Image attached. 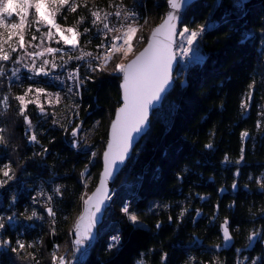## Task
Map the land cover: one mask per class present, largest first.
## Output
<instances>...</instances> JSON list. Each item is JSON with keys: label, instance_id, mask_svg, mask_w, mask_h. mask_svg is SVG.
<instances>
[{"label": "trees", "instance_id": "16d2710c", "mask_svg": "<svg viewBox=\"0 0 264 264\" xmlns=\"http://www.w3.org/2000/svg\"><path fill=\"white\" fill-rule=\"evenodd\" d=\"M166 1L75 0L76 12L62 10L57 22L76 26L81 33L89 28L80 36V44L95 51L103 36L101 22L92 24V11L102 17L123 5L147 14L156 24L165 13ZM82 16L84 22L77 25ZM185 26L203 28L198 45L201 57L183 66L174 89L154 112L149 132L120 174L124 182L117 188L116 181L113 198L98 220L99 236L79 264H264V0H199L182 29ZM26 31L27 40H32L33 24ZM36 32L44 39L46 28ZM8 52L10 59L0 61L4 69L0 128L5 129L0 133L5 140L0 143V168L10 164L12 179L0 172V181H7L0 187V222L5 225L0 237L11 244L2 245L0 264H36L37 260L52 264L54 251L58 257L70 253L84 200L101 171L100 154L91 163L90 148L77 147L72 130L98 122L93 141L105 145L121 105L122 74L113 71L114 57L104 70L86 76L90 79L84 78L82 94L70 97L78 105L73 119L58 109L42 114L32 105L21 115L15 97L24 95L29 83H18L13 75L18 68L13 63L21 52ZM33 134L38 143L30 141ZM189 151L196 153L197 166L190 181L178 188L175 175ZM162 199L166 211L149 218L140 212ZM126 203L140 217L139 225H132L121 212ZM48 207L56 214L54 223ZM33 211L37 216L29 219ZM224 226L234 237L229 250L223 245ZM253 232L260 238L250 251ZM114 235L120 236V242L109 248ZM17 240L26 245L20 254L11 251Z\"/></svg>", "mask_w": 264, "mask_h": 264}, {"label": "snow or ice", "instance_id": "6c2138e0", "mask_svg": "<svg viewBox=\"0 0 264 264\" xmlns=\"http://www.w3.org/2000/svg\"><path fill=\"white\" fill-rule=\"evenodd\" d=\"M167 3L173 10L179 9L181 7L180 0H167ZM86 6L87 5H85V7ZM77 7H79V5L75 2V0H0V29H3L5 32H7V36L4 35V32H0V61H7L10 59L9 52L5 51L3 46L4 44L9 43V41H11L14 36H18L19 38V47H24V32L33 23L47 27L48 30L42 35L48 39L53 38L54 34L52 29L55 28L64 44L71 45L75 50L78 47V37L88 33L90 29L85 27L83 29V33L79 32L76 26L62 29L61 25L57 23L56 17L62 13V10L65 9L71 12H76ZM121 14L122 13L120 11H116L115 13L117 17H120ZM30 15L34 16V19H29ZM107 15L108 14H105V16L101 18L98 11H92L91 16L94 18L92 20V24L95 26L102 22V20H107ZM135 15L136 14L134 12L128 13L124 16V19L127 20L129 18H134ZM14 17L18 18L15 20V22L13 21ZM176 19L177 15L175 12L170 11L167 14L164 23L160 27H157L153 30L147 47L142 52H140L135 59L131 60L129 63L117 62L114 64L113 71L116 73H121L123 76V82L121 84V88L123 90V106L117 110L116 120L113 121L111 126V139L108 143L107 150L104 153L105 170L103 175L106 178L111 176L112 165L117 160L120 162L124 161L132 143V134L140 133L143 130L147 120L149 106L153 101L160 99V94L165 91L166 87L170 83V68L171 62L174 59V55L171 51V45L173 42L172 38L176 35H179L181 38H186L187 45L191 46L203 32V28H200L199 31H197L185 26L182 31L177 33L175 24ZM83 22L84 17L82 16L77 21V25L82 24ZM104 30H107V32H122L121 35L114 36L112 41L109 43V47L112 49L111 54L105 50L103 54L97 56L93 53L81 50L80 55L75 57L70 56L69 59L85 60L86 57H91L92 60L102 59V63L96 67H93L91 62H88V67L92 71H96L97 68L104 70L108 66L109 62L112 61L117 54L122 53V55L126 57L128 53L132 51V41L138 31L136 27L131 24H128L127 26L121 24L119 28H116L110 27L109 24L105 22L103 23V28L99 31L104 32ZM164 30H166L164 40H158V35L164 32ZM37 31H39V28H37ZM65 32L70 33L71 36H66ZM107 32H104V34L107 35ZM32 39H36V36L33 35ZM121 40L123 41L122 44L116 43V41ZM57 43H59V41H57ZM98 47H104L103 41L100 45H98ZM11 50L15 51L16 49L15 47H12ZM46 51L49 53H57L63 52V49L49 47L46 49ZM36 55H42V53H36ZM48 63H50L48 60H44L39 68L34 69L35 73L47 75L48 73L45 71L43 65ZM52 67H57V65L52 63ZM3 74L4 69L0 67V75ZM13 75H15V72ZM69 79L76 81L77 88H79L84 82L79 78L78 69L69 73ZM85 79H90V77H86ZM32 91L33 89L29 88L24 93V95L15 97V99L20 103L21 115H24L25 110L30 103L37 104L42 114L45 112L43 105L38 103L39 96H37L35 99L26 100V97ZM35 91L37 93H43L45 90L43 88H37ZM69 91H71V89H69ZM59 99V94H57V102ZM248 99H251L250 94ZM3 104L5 108H7V97L4 98ZM241 107H247V105L242 104ZM25 121L31 127V121L26 115ZM4 131L5 129L0 128V133H3ZM72 135L74 137L77 135V130L75 128L72 130ZM247 135V132L242 133V137H246ZM29 139L31 142L38 143L37 136L35 134L31 135ZM4 142V136L0 135V143ZM73 146L75 147L76 144L74 143ZM206 147H211V144L206 145ZM95 155L96 154L93 153V156ZM11 171L12 169L10 164H5L3 165V168H0V172H2L3 176L7 177L8 179H12V175H10ZM81 175L84 176L85 173H81ZM6 182V180L0 181V187H2ZM233 187H235V185H233ZM261 187H264V184H262ZM56 193H60L59 188L56 189ZM51 199L52 197L49 196L48 200L51 201ZM106 199H111V197L104 193V183L102 182L96 193H93L92 196H89L84 200L85 213L87 215H81L75 224L74 230L78 234V238L74 241L75 245H80L82 243L83 237L91 233V229L97 220L96 213L101 211V207ZM46 211L49 216L53 217L54 223V218L56 215L55 212L51 207H48ZM121 212L125 214L132 225L136 226L140 224V217L135 211L131 210L129 204L126 203L121 208ZM181 215H183V213H181ZM35 216H37V213L33 211L32 216L29 217V219ZM85 219H87V224L82 228V224ZM0 220H2V218H0ZM8 220L11 222L13 217H8ZM169 220H171V217H169ZM225 223H227V221ZM4 227V223L0 222V229H3ZM156 227L159 229L161 227L160 223H157ZM224 236L226 241L231 239L227 228L224 229ZM256 237L257 233L253 232L249 237V240L252 241ZM111 241L113 243L109 244V248L115 247V245L120 242V236H112ZM0 244L7 247L11 244V241L2 240L0 241ZM16 244L17 247H13L11 249L12 252L20 254L23 250H25V243L17 240ZM27 247L31 248L33 245L29 244ZM56 247L58 248L59 246L57 245ZM28 255L30 258L35 259V256L32 253H29ZM57 261H59L60 264H64V257H58L54 251L52 253V264H57ZM36 264H40L39 260L36 261ZM139 264H143V261L139 262ZM253 264H256V261H253Z\"/></svg>", "mask_w": 264, "mask_h": 264}, {"label": "rangeland", "instance_id": "374dc122", "mask_svg": "<svg viewBox=\"0 0 264 264\" xmlns=\"http://www.w3.org/2000/svg\"><path fill=\"white\" fill-rule=\"evenodd\" d=\"M162 18H161V20H162ZM16 19H18V18H16ZM29 19H34V16L30 15ZM56 20H57V17H56ZM158 23L154 24L152 18H150L147 15L146 21L142 24L141 27L137 28L138 31H137L136 36L134 37V39L132 41V44H133L132 51L129 52L126 57H124L122 55V53L117 54L115 56L117 62L127 63L130 59H132L146 44L147 38H148L151 30ZM33 26L35 28V32H32V37H33V35H35L36 39L27 40V31H25L24 32L25 45L23 48L19 47L18 36H14L12 38V40L9 41V43L4 44V46H3L5 51H8V50L12 51L11 50L12 47H15L16 50L12 51V54H15L17 52H21L20 58L17 59L13 63L15 66V69L17 67L19 68V66H20L19 69L18 68L16 69V73H15L16 77L15 78L18 80V83H21V82L25 83V81L27 80V82L29 83L27 90L29 88H32L33 91L28 94V96L26 97V100L35 99L37 96H39L38 103L43 105V107L45 109L44 113L49 112V109H51V110L58 109L60 111L62 110L63 112H66V113H64V116H70L73 119L74 114L76 113L75 111H76L77 105L74 104L73 102H70V97H72V95L70 93H64L63 91L59 90L57 87L58 83L53 82V81H52V83L44 81L43 80V79H45L43 77L44 75L43 74H36L34 71V69H37L42 65V62L44 60H48L50 63L43 65L45 71H47L48 74H53L56 72L54 74L55 80L62 79V77H61L62 74L57 72V70L60 68V65L65 60L69 59V57L72 55L69 53H64V52H57V53L47 52L46 49L49 47L61 48L64 50L65 47H64L63 40H61L59 35H57L55 28L52 29V32L54 34L52 41L49 42L46 37H44V39H41L38 36L39 33L36 32L37 28H39V30L46 28V31H47L48 30L47 27H45L43 25H36L34 23H33ZM29 28L30 27H28L27 29H29ZM77 30L79 31L78 28H77ZM192 30L199 31L198 29H192ZM0 32H4V35L7 36V32H5L3 29H0ZM201 34L197 38V40L194 42V44L191 46L187 45L186 38H181L179 36L178 45L176 48L177 56H178V60H179V65H178L176 74L174 76L175 79L177 78V76L179 74H181L183 72V66L191 63L189 58L192 57L195 60L200 59L201 52H200V48L198 45H199V41L202 37ZM79 38H80V36H79ZM57 41H59V43H57ZM188 49H191V50H188ZM36 53H42V55H36ZM52 63H55L57 65V67H52ZM96 72H98V71L96 70ZM1 76L2 75H0V77ZM30 77H31V79H30ZM49 80H51V79H49ZM44 83L50 85V87L48 85H45ZM37 88H43L45 91L43 93H37L35 91V89H37ZM57 94H59V97H60L58 102L56 100ZM68 101H69V103H68ZM29 105H32L34 107L39 108L37 106V104L30 103V104H28V106ZM97 127H98V122H95L93 127H91V128L83 129V128L79 127V129H77V138H78L77 147L79 146L81 149L90 148V155L92 157L91 163L95 162V160L97 159L99 154H100V156L102 155V152L104 151V147H105V145L102 146L101 143H95L93 141V139L95 137V130L97 129ZM189 152H190V154H189L188 158L182 162V164L177 169V172L175 175V185L178 188L183 187L185 184H187L190 181V176L193 175V171L195 170V168L197 166V162H196L197 155H196V153L194 151H189ZM93 153H95L96 155L93 156ZM100 159H101V157H100ZM124 178H125L124 175H120L118 177L117 188L122 184V182H124ZM91 181H92V176L90 175L86 179V184L89 185L91 183ZM162 211H166V200H163V199L150 202L148 204V206L145 209L141 210L140 212L143 213L144 216L149 218L153 215L160 214ZM81 215H85V216L87 215L85 213V208H83V211L80 214V216ZM86 224H87V219H85V221L83 222L82 228ZM72 237H73V241H72L70 253L69 254L64 253L61 255L62 257H64V264H79L80 255L85 250H86V252L84 254V257L88 255L89 251L91 250V249L90 250H88V249H89V246L91 245L92 238H93V227L91 229V233L89 235H85L83 237L82 243L80 245L74 244V241L78 238V234L75 232V230H74V233L72 234ZM0 241H1V237H0ZM249 243H250V241H249ZM257 243H256V245H257ZM233 245H234V243H233ZM2 248H3V246H2V244H0V249H2ZM244 256L247 257L246 255H244ZM245 257H244V259H245ZM256 258L257 257H255L254 259H256ZM57 264H60V262L57 261ZM256 264H258V263H256Z\"/></svg>", "mask_w": 264, "mask_h": 264}, {"label": "water", "instance_id": "95a60500", "mask_svg": "<svg viewBox=\"0 0 264 264\" xmlns=\"http://www.w3.org/2000/svg\"><path fill=\"white\" fill-rule=\"evenodd\" d=\"M198 1L199 0H180L181 7L179 9H175V10L171 9L170 6L168 5L167 1H166V10H165V13H164V16H163L162 20L151 30V32H150V34H149V36L147 38L146 44L143 46V48L132 59H130L127 63H129L131 60L135 59L136 56L139 55V53L142 52L147 47L149 38L151 37L153 30L156 29L157 27H160L164 23V21H165V19L167 17V14L170 11H174L175 14L177 15V19L175 21V24H176V32L179 33L182 30V27H183V24H184V20H185V18L187 16L189 10ZM165 35H166V30H164V32L159 34L157 39L163 41L164 38H165ZM178 38H179V35H176V36H174L172 38L173 42H172V45H171V51H172V53L174 55V59L171 62L170 83H169V85L166 87L165 91L160 94V99L156 100V101H153L152 104L149 106L147 120L145 122V126H144L143 130L140 133H133L132 134L133 135L132 143H131L129 152L127 153L124 161L120 162L119 160H117L112 165V174H111V176L106 178L103 175L104 170H105L104 153L107 150L108 143H109V141L111 139V126H112L113 121L116 120L117 110L120 107L123 106V100H122L123 90L121 88V84L123 82V76L121 75L122 76L121 77V82H120V93H121L120 101H121V105L117 108V110H116V112L114 114V117H113V119H112V121H111V123L109 125L108 133H107V142L105 144L104 151L102 152V155H101V171L99 173L97 184H96L95 188L93 189V191L90 194V196H92L93 193H96L97 189L101 186V183L103 182L104 183V193L107 196L111 197V199H106L104 201V204L101 207V211L96 213L97 220H96V222H95V224L93 226V238H92V242H91V245L89 246L88 250L92 249V247L94 246V244H95V242L97 240L98 220L101 219L105 215L107 207L109 206V203L111 202V200L113 198L114 186H115V183H116L119 175L121 174V172L125 168V166L128 163V161L131 159V157H132L137 145L141 142V140L149 132V130L151 128V120H152V117L154 115V112L162 107L165 98L167 97L168 94H170L172 92V90L175 87V78H174V76L176 74V71H177V68H178V65H179V60H178L177 50H176L177 45H178ZM224 193H225V191H222L221 195H224ZM84 208H85V204H84ZM225 228H227L229 236L231 237V239L226 241L225 240V236H224V246L226 248H231L233 246V243H234V238L232 236V233H231L230 229L227 226H224L223 232H224ZM257 239H258V235H257L256 238H254L252 241H250L249 250H253V248L255 247ZM85 252H86V250L81 253L80 258H79V262L83 259Z\"/></svg>", "mask_w": 264, "mask_h": 264}, {"label": "built area", "instance_id": "2783aa9c", "mask_svg": "<svg viewBox=\"0 0 264 264\" xmlns=\"http://www.w3.org/2000/svg\"><path fill=\"white\" fill-rule=\"evenodd\" d=\"M116 11H120L122 13L120 17H117L115 15ZM131 12H134L136 14L135 17L125 20L124 16L128 13H131ZM105 14H108L107 20H102V22H101L102 28H103V23H105V22L108 23L110 27L119 28L121 24H124L125 26H127L128 24H131L134 27L139 28L146 21V17H147V14H142L140 11H138L134 8L123 6V5H120V6L114 8L113 10H111ZM105 14H103V16L101 18H103L105 16ZM61 27L63 29H66V28L72 27V26H61ZM104 32H107V30H104ZM104 32H102V36H103L102 41L104 43V47H99L95 51L94 50H87L81 46L80 38L78 37V47L74 50L71 45L64 44L65 49L63 50V52L71 54L72 57L80 55L81 50L93 53L94 55H97V56H100L101 54H103L105 52V50H107L108 53L111 54L112 49L109 47V43L112 41V38L114 36L121 35L122 32L121 33L107 32V35H105ZM57 35H59V34L57 33ZM65 35L71 36V34L67 33V32H65ZM47 40L49 42L52 41V39H48V38H47ZM116 43L122 44L123 41L122 40L116 41ZM189 60L191 63L194 62V59L192 57L189 58ZM88 62H91L93 67H96L97 65L102 63V59L101 60H92L91 57H86L85 60L67 59L61 64L63 66L60 65V68L57 70V72L62 74V76H61L62 79H59V80L54 79V74L56 72L53 74L44 75L43 77L51 83H52V81L58 83L57 84L58 89L63 91L64 93H70V94L80 96L82 94V84L80 85L79 88H77L76 87V81L69 79V73L76 71L78 69L79 78H80V80L84 81V78H86V76H89V75L94 74L96 72V71H92L88 67ZM111 62L112 61H110L109 64ZM97 71H101V70L99 68H97ZM48 78L51 80H49ZM69 89H71V91H69Z\"/></svg>", "mask_w": 264, "mask_h": 264}, {"label": "flooded vegetation", "instance_id": "af4514ba", "mask_svg": "<svg viewBox=\"0 0 264 264\" xmlns=\"http://www.w3.org/2000/svg\"><path fill=\"white\" fill-rule=\"evenodd\" d=\"M222 235H223V245H224V232L222 231ZM257 235H258V239H257V241H256V243L259 241V238H260V234L259 233H257ZM234 238V237H233ZM258 244V243H257ZM256 245V244H255ZM257 246V245H256ZM256 246L253 248V250L256 248ZM225 247V246H224ZM233 247V246H232ZM231 247V248H232ZM231 248H226L225 247V249H231ZM248 249H249V245H248ZM253 250H251V251H253Z\"/></svg>", "mask_w": 264, "mask_h": 264}]
</instances>
